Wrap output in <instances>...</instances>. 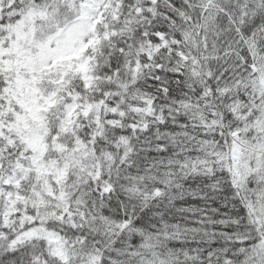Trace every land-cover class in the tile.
Wrapping results in <instances>:
<instances>
[{"label": "snow or ice", "instance_id": "6c2138e0", "mask_svg": "<svg viewBox=\"0 0 264 264\" xmlns=\"http://www.w3.org/2000/svg\"><path fill=\"white\" fill-rule=\"evenodd\" d=\"M0 264H264V0H0Z\"/></svg>", "mask_w": 264, "mask_h": 264}]
</instances>
